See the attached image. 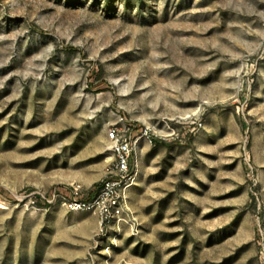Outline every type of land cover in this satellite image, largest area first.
I'll list each match as a JSON object with an SVG mask.
<instances>
[{"label":"rangeland","instance_id":"obj_1","mask_svg":"<svg viewBox=\"0 0 264 264\" xmlns=\"http://www.w3.org/2000/svg\"><path fill=\"white\" fill-rule=\"evenodd\" d=\"M0 264H264V0H0Z\"/></svg>","mask_w":264,"mask_h":264},{"label":"built area","instance_id":"obj_2","mask_svg":"<svg viewBox=\"0 0 264 264\" xmlns=\"http://www.w3.org/2000/svg\"><path fill=\"white\" fill-rule=\"evenodd\" d=\"M106 138L107 148L113 156L110 175L85 197L68 201L69 208L73 210L97 211L101 221L118 215L122 209L124 190L133 180L134 151L137 146V138L131 132H122L117 127L108 128Z\"/></svg>","mask_w":264,"mask_h":264}]
</instances>
